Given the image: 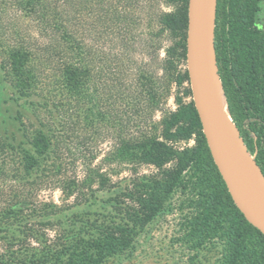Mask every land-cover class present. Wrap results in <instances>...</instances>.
Segmentation results:
<instances>
[{"label":"trees","instance_id":"16d2710c","mask_svg":"<svg viewBox=\"0 0 264 264\" xmlns=\"http://www.w3.org/2000/svg\"><path fill=\"white\" fill-rule=\"evenodd\" d=\"M187 2L0 0V73L23 139L16 144L0 132V235L25 212L39 219L63 212L55 204L35 209L32 189L59 163L77 120L96 125L98 139L111 135L108 165L155 170L111 192L107 173L87 166V187L113 193L104 202L110 212L75 214L66 226L58 220L51 240L25 226L18 258L0 255V264H104L130 253L138 234L171 211L175 195L185 212L178 241L187 250L218 244L216 264H264V235L229 194L193 102L163 110L173 84H188L187 71L177 70L186 63ZM263 2L217 0L214 57L231 120L264 175ZM189 139L192 147L177 146ZM62 181L67 198L81 188ZM13 187L24 189L17 201L4 197Z\"/></svg>","mask_w":264,"mask_h":264},{"label":"rangeland","instance_id":"374dc122","mask_svg":"<svg viewBox=\"0 0 264 264\" xmlns=\"http://www.w3.org/2000/svg\"><path fill=\"white\" fill-rule=\"evenodd\" d=\"M188 11V2H187ZM260 22L264 25V2L262 4V13ZM165 50L171 51V45L164 43ZM166 53L161 52L160 57L166 58ZM186 56V46H185ZM186 61V60H185ZM178 65V64H177ZM178 71L186 70V63L183 66H177ZM10 92L2 83L0 73V132L5 136L15 137V143L22 142L18 131V121L14 120L16 116V105L9 100ZM191 99V91L189 82L183 85L173 86L170 89V96L167 99L166 105L163 106L165 111H175L178 106L177 102L182 104L188 103ZM227 103V102H226ZM160 113H157L155 120H159ZM96 125H86L82 121H75L71 127V134H66L65 141L59 151L56 167L48 174L45 183L35 185L36 189H32V194L35 195L32 203L35 209H41L43 205L55 204L63 210V212L54 218L39 219L30 212H25L20 219L12 220L11 230L0 235V255L9 254L14 258L21 250V240L23 228L25 226L32 227L39 235L46 239H52L54 236L51 227L57 224L60 220L65 226L69 223L70 216L75 214H84L88 212V218L96 217V212L106 214L110 212L107 198L113 192L124 190L129 182L134 178L154 173L155 170L149 166H133V165H108L103 161L106 152L109 150L112 141L111 135L107 137L106 133L102 134L99 139L96 136ZM95 128V129H93ZM103 131V130H102ZM194 145L192 139L179 142V148H190ZM251 155V154H250ZM252 156V155H251ZM254 158V156H252ZM100 169L101 172L107 173L110 183L114 185L111 192L102 191L96 183L91 189L87 187L86 168ZM62 180L77 181L80 185L79 191L71 197L67 198L61 191ZM34 186V187H35ZM110 188V186H107ZM81 190V191H80ZM24 192L21 188H12L6 190V199L13 201L19 200V195ZM18 195V196H17ZM86 202H85V201ZM182 198L175 195L171 202V211L155 218L147 227L138 234L134 243V249L130 253L119 255L108 259L104 264H216L221 252L218 244L208 245L197 254L186 249V247L178 241L181 236L180 226L185 212L181 211L179 203ZM84 203L81 206L77 204ZM95 213V215H92ZM90 216V217H89ZM85 217V218H87ZM9 236V241L4 238ZM20 240V241H19ZM19 241V242H18Z\"/></svg>","mask_w":264,"mask_h":264},{"label":"water","instance_id":"95a60500","mask_svg":"<svg viewBox=\"0 0 264 264\" xmlns=\"http://www.w3.org/2000/svg\"><path fill=\"white\" fill-rule=\"evenodd\" d=\"M216 7L217 0H188L185 46L191 99L210 156L229 194L247 222L264 235V225L257 215V210L264 208V175L247 151L232 122L244 150L243 157L234 149L219 115L204 66L206 55L211 52L216 68Z\"/></svg>","mask_w":264,"mask_h":264},{"label":"bare ground","instance_id":"6f19581e","mask_svg":"<svg viewBox=\"0 0 264 264\" xmlns=\"http://www.w3.org/2000/svg\"><path fill=\"white\" fill-rule=\"evenodd\" d=\"M186 58V56H185ZM204 66L208 72L209 83L211 90L214 95L215 103L219 112V115L224 123L226 132L236 150L237 154L242 156L244 155L243 147L238 139V133L235 130L232 120L230 119V114L228 113L227 103L222 92L221 83L219 81L217 70L214 66L213 55L208 53L204 60ZM257 215L264 225V208H259L257 210Z\"/></svg>","mask_w":264,"mask_h":264}]
</instances>
